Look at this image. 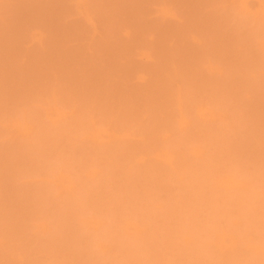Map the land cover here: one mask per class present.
<instances>
[{
    "label": "rangeland",
    "instance_id": "374dc122",
    "mask_svg": "<svg viewBox=\"0 0 264 264\" xmlns=\"http://www.w3.org/2000/svg\"><path fill=\"white\" fill-rule=\"evenodd\" d=\"M262 164L264 0H0V264H264Z\"/></svg>",
    "mask_w": 264,
    "mask_h": 264
},
{
    "label": "snow or ice",
    "instance_id": "6c2138e0",
    "mask_svg": "<svg viewBox=\"0 0 264 264\" xmlns=\"http://www.w3.org/2000/svg\"><path fill=\"white\" fill-rule=\"evenodd\" d=\"M261 214L262 219H264V164H262V175H261ZM262 237H264V233H262ZM228 243L229 241H225Z\"/></svg>",
    "mask_w": 264,
    "mask_h": 264
},
{
    "label": "bare ground",
    "instance_id": "6f19581e",
    "mask_svg": "<svg viewBox=\"0 0 264 264\" xmlns=\"http://www.w3.org/2000/svg\"><path fill=\"white\" fill-rule=\"evenodd\" d=\"M244 8H245V6H244ZM60 114V113H59ZM61 116H63V114H60ZM233 182V184L235 185V186H241L238 182H236V181H232ZM137 231L139 232V231H141L139 228L137 229Z\"/></svg>",
    "mask_w": 264,
    "mask_h": 264
}]
</instances>
